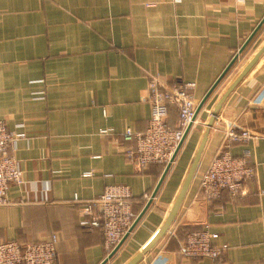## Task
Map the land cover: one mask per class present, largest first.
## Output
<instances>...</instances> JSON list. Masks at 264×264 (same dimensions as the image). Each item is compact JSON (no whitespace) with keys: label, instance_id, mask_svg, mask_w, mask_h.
Masks as SVG:
<instances>
[{"label":"crops","instance_id":"1","mask_svg":"<svg viewBox=\"0 0 264 264\" xmlns=\"http://www.w3.org/2000/svg\"><path fill=\"white\" fill-rule=\"evenodd\" d=\"M264 17V0H0V119L24 132L8 152L22 182L0 205V242H37L55 233L53 264H98L101 228L81 224L84 202L107 186L129 187L139 214L164 169L127 158V129L144 131L150 74L193 81L199 101ZM264 42V23L198 111L149 206L105 264H124L163 222L217 99ZM42 92V93H40ZM38 93L43 97H38ZM169 107L168 121L176 124ZM255 137L233 142L249 153L252 179L231 197L200 199V172L229 126ZM264 52L223 102L168 232L135 264H264ZM76 196V198H75ZM207 228L226 244L218 258L179 254L186 234Z\"/></svg>","mask_w":264,"mask_h":264},{"label":"built area","instance_id":"2","mask_svg":"<svg viewBox=\"0 0 264 264\" xmlns=\"http://www.w3.org/2000/svg\"><path fill=\"white\" fill-rule=\"evenodd\" d=\"M194 86L193 81L182 78H175L166 84L160 81L157 74L149 75L147 100L150 114L147 127L140 132L127 129L123 134L124 139L134 142V148L126 156L136 167L144 169L153 163L165 166L172 158V164L174 163L181 147L178 146L182 145L196 118L199 101L193 97ZM38 97L43 96L38 93ZM170 106L176 110L175 125L168 121ZM223 132L220 148L200 172L199 197L206 202L220 197L223 192L236 197L242 191L244 182L252 179L255 174L249 153L234 156L229 145L233 142H245L256 134L246 127L234 125H229ZM24 135V132L10 130L6 122L0 119V205L11 201L7 194L10 184L22 182L18 160L8 150ZM130 196L128 186L116 184L107 186L98 198L84 202L85 217L80 222L102 229L107 252L130 233L137 216L132 211ZM216 237L217 234L207 228L191 230L186 234L179 254L189 258L216 259L227 247L224 243L216 244ZM57 243L58 236L55 233L37 242L22 243L16 239L1 241L0 264H53L57 256Z\"/></svg>","mask_w":264,"mask_h":264},{"label":"water","instance_id":"3","mask_svg":"<svg viewBox=\"0 0 264 264\" xmlns=\"http://www.w3.org/2000/svg\"><path fill=\"white\" fill-rule=\"evenodd\" d=\"M264 23V17L260 20L256 28L253 30L252 34L245 40V42L239 47L237 50V53L233 56L232 60L228 64V66L224 69V71L220 74V76L217 78V80L213 83L211 88L208 90V92L204 95V97L200 100L195 114L197 115L198 111L202 108L205 101L213 91V89L216 87V85L219 83V81L224 77V75L227 73L229 68L236 62L238 56L243 52V50L246 48L247 44L250 42L252 37L256 34V32L261 28V26ZM264 52V42L263 44L258 48V50L254 53V55L248 60V62L241 68V70L235 75V77L230 81V83L226 86V88L223 90L219 98L217 99L214 107L212 108L210 117L205 125V129L203 131V134L198 142V145L193 153V156L190 160V163L187 167V170L185 172V175L182 179V182L179 186L178 192L175 196V199L170 207V210L168 211L167 215L165 216L163 222L158 227V229L154 232V234L151 236V238L139 249L137 250L124 264H135L138 260H140L143 255H145L148 251H150L153 246L164 237V235L168 232L171 224L173 223L177 212L183 202V199L185 197V194L187 192V189L191 183V180L194 177V174L197 170V167L199 165L201 156L203 154V151L205 149L206 143L208 141L209 135L211 133V127L213 126L215 122V115L219 113L221 106L223 102L226 100L227 96L230 94V92L234 89V87L242 80V78L245 76V74L249 71V69L253 66V64L259 59L261 54ZM187 131L185 132L186 135ZM184 135V137H185ZM183 137V139H184ZM181 144V143H180ZM181 145L178 146V148ZM177 148V150H178ZM176 150V152H177ZM175 152V153H176ZM175 156V154H174ZM173 158L164 166V169L161 173V176L153 189L150 197L146 201V204L144 205L141 212L136 216L129 232L134 228L138 220L141 218L147 207L149 206L152 198L154 197L159 185L161 184L163 178L165 177L166 173L169 171L171 165H172ZM128 236V233L119 241V243L110 251L98 264H105L113 255L117 252V250L120 248V246L125 241L126 237Z\"/></svg>","mask_w":264,"mask_h":264},{"label":"rangeland","instance_id":"4","mask_svg":"<svg viewBox=\"0 0 264 264\" xmlns=\"http://www.w3.org/2000/svg\"><path fill=\"white\" fill-rule=\"evenodd\" d=\"M112 251V250H111ZM109 252H107V250H106V255L108 254ZM109 260H111V258L109 259Z\"/></svg>","mask_w":264,"mask_h":264}]
</instances>
